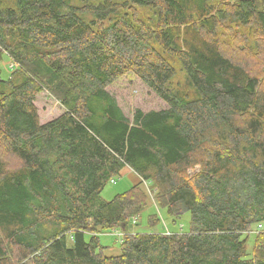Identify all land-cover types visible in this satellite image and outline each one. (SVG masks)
<instances>
[{"label": "trees", "instance_id": "trees-1", "mask_svg": "<svg viewBox=\"0 0 264 264\" xmlns=\"http://www.w3.org/2000/svg\"><path fill=\"white\" fill-rule=\"evenodd\" d=\"M260 40L264 0H0V264H264ZM129 73L167 107L125 116L107 86ZM126 167L138 182L102 198ZM144 183L186 231H128Z\"/></svg>", "mask_w": 264, "mask_h": 264}, {"label": "rangeland", "instance_id": "rangeland-1", "mask_svg": "<svg viewBox=\"0 0 264 264\" xmlns=\"http://www.w3.org/2000/svg\"><path fill=\"white\" fill-rule=\"evenodd\" d=\"M79 15L85 20L88 19V14ZM241 42V39L233 40V44L236 46V48L229 51L235 54H237L239 51L241 52V45H239ZM260 42L264 44V40H260ZM1 66L5 72L4 75H8L11 71L10 67H13V63L10 62L9 57L5 55L1 61ZM107 90L116 98L119 107L122 109L125 116L129 118L132 117L133 111L137 108L147 111L151 109L158 110L167 107L166 103L133 73H129L117 79L115 82L107 86ZM34 103L38 110L40 122H46L52 119L53 117L59 115L63 110L60 103L46 91L39 93L36 96ZM197 169L198 166L195 168V170ZM188 171L191 173L192 169H189ZM137 182V175L130 168L126 167L122 169L119 175L115 176V182H108L106 184L100 195L105 200H110L113 198V196L126 191ZM144 187L147 194L149 195L148 207L142 212L140 217H133L128 231H148L146 228V218L147 215L151 213H156L161 218L160 224L153 228L154 231L166 230L170 232L180 231V229H182L181 231H186L188 229L189 214L186 213L181 219H177L176 222H173L172 217L168 216L164 209H159L156 206L152 195L149 194L148 185L146 183H144ZM135 223H137L136 227L134 225ZM262 229H264V223L257 224L256 226H253L251 230L246 232L247 235H250L247 243L248 251H250L252 247L254 234ZM121 235L122 232L119 229H112L99 234L100 243L104 246L103 253L105 255H116L119 253Z\"/></svg>", "mask_w": 264, "mask_h": 264}, {"label": "built area", "instance_id": "built-area-1", "mask_svg": "<svg viewBox=\"0 0 264 264\" xmlns=\"http://www.w3.org/2000/svg\"><path fill=\"white\" fill-rule=\"evenodd\" d=\"M110 182H115V177H113L112 179H110ZM166 233H169V232L166 231Z\"/></svg>", "mask_w": 264, "mask_h": 264}, {"label": "crops", "instance_id": "crops-1", "mask_svg": "<svg viewBox=\"0 0 264 264\" xmlns=\"http://www.w3.org/2000/svg\"><path fill=\"white\" fill-rule=\"evenodd\" d=\"M136 227V226H135ZM134 232V231H133Z\"/></svg>", "mask_w": 264, "mask_h": 264}]
</instances>
